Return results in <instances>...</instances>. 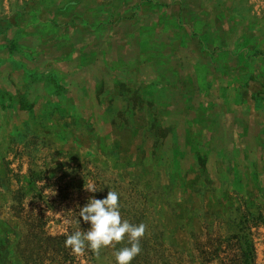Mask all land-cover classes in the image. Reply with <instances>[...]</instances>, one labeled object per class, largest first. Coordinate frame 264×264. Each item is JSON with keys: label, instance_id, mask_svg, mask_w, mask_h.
<instances>
[{"label": "rangeland", "instance_id": "obj_1", "mask_svg": "<svg viewBox=\"0 0 264 264\" xmlns=\"http://www.w3.org/2000/svg\"><path fill=\"white\" fill-rule=\"evenodd\" d=\"M250 2L0 0V264H264Z\"/></svg>", "mask_w": 264, "mask_h": 264}, {"label": "crops", "instance_id": "obj_2", "mask_svg": "<svg viewBox=\"0 0 264 264\" xmlns=\"http://www.w3.org/2000/svg\"><path fill=\"white\" fill-rule=\"evenodd\" d=\"M264 1L251 0L247 9L237 10L231 16L226 15V22L220 28V42L225 51H252L257 54V59L253 60L254 72L256 77L262 75L260 69L264 67ZM229 65V61H225ZM263 76V75H262ZM264 84L261 83L255 88L256 91H264ZM242 108L237 110H264L262 107H256L254 97H245L243 94ZM51 97L44 101L42 107L48 106ZM253 118V114L250 115ZM238 119V118H237ZM240 121V120H239ZM244 124V122H238ZM250 124V122L248 121Z\"/></svg>", "mask_w": 264, "mask_h": 264}, {"label": "trees", "instance_id": "obj_3", "mask_svg": "<svg viewBox=\"0 0 264 264\" xmlns=\"http://www.w3.org/2000/svg\"><path fill=\"white\" fill-rule=\"evenodd\" d=\"M48 104H49L48 105V108L49 109L48 108L45 109V107H42L41 109H43V110L40 109L41 112H40V110H38L39 112L36 111L37 108H36L35 105L32 106V108H31V113H32L31 114V118L34 119L35 125H41L42 127H45L46 125H49L46 129H49L51 131L53 129L52 126L55 125V124H53L54 122H52V120H54L55 117L51 113H49V112H50V110H57V108H55V107L54 108H51L52 107L51 106L52 105L51 100H49V103ZM37 115H39V118L37 117ZM47 116H50L51 117L50 120H46ZM53 130H55V129H53ZM114 133H116V132H113V134ZM99 148H100L101 151H105L106 148H108V144L105 142V138H102L101 139V147L99 146ZM249 244H250V248L253 249V245H251V243H249Z\"/></svg>", "mask_w": 264, "mask_h": 264}]
</instances>
